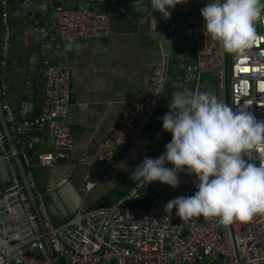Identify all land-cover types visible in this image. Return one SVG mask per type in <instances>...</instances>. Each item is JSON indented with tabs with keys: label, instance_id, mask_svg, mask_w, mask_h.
I'll list each match as a JSON object with an SVG mask.
<instances>
[{
	"label": "built area",
	"instance_id": "2783aa9c",
	"mask_svg": "<svg viewBox=\"0 0 264 264\" xmlns=\"http://www.w3.org/2000/svg\"><path fill=\"white\" fill-rule=\"evenodd\" d=\"M264 5V0H260ZM54 17L63 41L104 39L111 35L108 16L93 12L57 9ZM2 61L9 51L10 25L8 1L0 0ZM256 38L241 54L227 53L213 41L202 27L197 28L195 55L199 77L215 81L216 97L233 110L248 108L257 119L264 120V19L254 22ZM173 22L165 33L172 37ZM159 38V33H153ZM172 50H167L152 70L146 95L141 101L127 103L125 114L112 133L94 151L75 159L72 153L74 135L66 124L73 98L70 72L65 68L48 66L43 89L41 116L33 122H20L8 103L3 101L5 120L13 141L21 143L23 130L31 133L37 125L39 133L53 151L38 153L34 165L23 155L26 178L36 199L39 216L59 264H196L222 256L223 264H264V215L230 225H221L217 218L194 217L181 220L172 212L166 213V203L154 194L146 208L137 206L83 209L61 223L50 216L44 194L37 184L35 169L50 168L55 160L76 163L91 171L138 139L152 121L161 104L168 84ZM34 136L29 146L43 141ZM4 134L0 125V149L4 151ZM248 162L264 160V148L245 154ZM95 183L87 182L90 191ZM179 196L195 191V178L180 173ZM59 220V219H56ZM29 249H37L40 258L27 256ZM68 249L70 251H68ZM44 241L37 215L19 181L0 190V264H53Z\"/></svg>",
	"mask_w": 264,
	"mask_h": 264
},
{
	"label": "crops",
	"instance_id": "0c3cea01",
	"mask_svg": "<svg viewBox=\"0 0 264 264\" xmlns=\"http://www.w3.org/2000/svg\"><path fill=\"white\" fill-rule=\"evenodd\" d=\"M7 1L10 40L8 55L2 61L1 68L3 101L9 104L15 118L19 120L25 104L26 86L31 79L29 69L32 61L37 65L42 62L41 57H34L33 53L37 50L45 53L44 71L47 66H54L65 68L70 72L73 98L65 120L74 135L73 156L78 159L92 153L115 129L117 122L126 112L127 103L144 99L153 67L169 48L165 38L157 31L154 19L149 15L150 8L142 6L143 14L138 11L141 6H136L132 12L121 11L120 14L109 15L112 32L107 38L63 41L54 17L55 12L49 11L47 19L43 22L45 26L40 28L39 20L29 17L21 9L20 4L25 0ZM182 2L185 4H179L177 8L182 7L187 16L186 21L179 25L180 36L183 41H189L193 40L192 29L202 27L203 20L199 9L207 3V0H182ZM35 23L39 27H35ZM153 33H159V38H153ZM48 52L50 56H47ZM187 55L190 56L184 57L185 71L179 74L180 79L195 80L194 92L208 91L216 96L215 81L210 77H199L197 68H193L196 67L197 62L195 53H187ZM171 70L172 63L169 75L172 73ZM172 84L180 85L178 82L167 84L155 116L143 135L136 139L129 149L119 150L111 161L91 171L83 169L76 163L36 168L35 176L40 189L52 192L67 185V193H65L73 200L69 204L70 210L74 207L73 212L80 206L83 209H90L98 207L103 202H109L110 199L113 200L110 198L111 192L122 185L145 156L149 157L148 152L160 151V148L154 144L153 140L156 138L154 134L160 129L161 118L168 110V103H171V94L176 92ZM36 86L38 87L35 83ZM33 93L30 107L38 104L35 90ZM33 110L30 109L31 113L35 111ZM39 134L43 137V141L36 147V151L52 152L53 148L44 141L46 133ZM161 135L164 138H160V145L164 146L171 139V135L164 131ZM30 136L31 133H28L26 138ZM120 164H124L125 167L121 168ZM87 182L95 183L90 191L85 189ZM162 190L167 197H176L173 188L163 185ZM154 194L161 193L153 191L139 202L137 207L146 208ZM66 215L67 213L63 217ZM196 264L213 263L205 260Z\"/></svg>",
	"mask_w": 264,
	"mask_h": 264
},
{
	"label": "clouds",
	"instance_id": "9594fccd",
	"mask_svg": "<svg viewBox=\"0 0 264 264\" xmlns=\"http://www.w3.org/2000/svg\"><path fill=\"white\" fill-rule=\"evenodd\" d=\"M149 2L165 21L177 5L185 4L182 0ZM135 5L143 10L145 0H135ZM199 12L203 34L235 54L252 46L254 22L264 19L260 0H208ZM161 128L171 139L159 156H145L135 166L133 193L156 182L178 188L184 172L195 178V191L167 201L166 213L174 210L181 220L217 218L225 226L264 215V160L255 164L245 159L248 151L264 148V120L246 107L233 110L211 92L181 89L168 103Z\"/></svg>",
	"mask_w": 264,
	"mask_h": 264
},
{
	"label": "water",
	"instance_id": "95a60500",
	"mask_svg": "<svg viewBox=\"0 0 264 264\" xmlns=\"http://www.w3.org/2000/svg\"><path fill=\"white\" fill-rule=\"evenodd\" d=\"M208 2V0H207ZM145 4L143 5L144 8L149 7L150 17L154 18L157 24V31L162 34V36L167 41V46L169 49L172 50L173 59H172V73H170L168 77V83H180V85H171L173 88H175L176 91L185 89L189 92H194L195 87L194 83L195 80L193 79H186L183 80L180 79L179 74L185 71V67L183 66L184 57L190 56L187 55V53H195V42H196V31L197 27H194L192 29V39L189 41H183L180 36V27L179 25L183 24L186 21V11L180 7L179 9L176 8L171 11V17L168 20H163L159 13L152 11L150 7L149 0H145ZM139 6L135 5V0H25L20 4L21 9L31 18L35 20H39L40 28L44 27L45 24L43 23L47 19V14L49 11L55 12L57 9H63L68 11H85V12H94L97 16H109V15H116L120 14L121 11L123 12H132L133 8ZM143 14V10L139 9ZM189 21L191 19L188 17ZM176 24V31L173 34L172 37H169L166 35L165 30L167 27L171 26L172 23ZM35 23V27H39ZM0 41H1V25H0ZM47 47L50 45H46ZM40 47V46H39ZM37 47V49L39 48ZM36 49V50H37ZM46 50V49H45ZM48 50H50L48 48ZM47 56H50V53H47ZM34 57H41L42 62L38 65L36 62L32 61V66L29 69L30 73L29 76L31 79L28 81V84L26 86L25 90V104L23 105V109L21 112V117L18 121L20 122H26L31 121L33 122L35 119L39 118L41 116L42 106H43V89L44 84L47 78V67L44 71V67L46 66L44 64L45 61V53L39 52L38 50L33 53ZM196 57V56H195ZM1 68H2V58L0 55V125L2 132L4 134V151L0 149V190L3 188H6L14 183V181H19L25 188V192L28 195V198L32 204V208L34 213L37 215V220L40 226L41 233L43 235V241L45 244V247L50 255V257L54 260L53 264H59L56 258V254L54 250L51 247L50 241L46 235V231L43 226V222L39 216V212L37 209V203L35 196L33 194L32 189L30 188V185L26 178V171L23 164V155L25 154L28 158V161L30 165H34L36 160V150L31 148L29 144L32 142L35 135L39 133V129L37 125H33L31 136L29 138H26L27 134L29 132L23 130L21 132V143L16 144L13 139L12 135L9 130V126L6 123L5 120V112L3 110V98H2V77H1ZM193 68H197L193 67ZM44 71V75L42 77ZM193 72L192 70H190ZM196 71H198L196 69ZM35 83L38 85V87H35ZM33 90H35V94L37 95L36 101H38V104H35L33 107L29 106V103H31V98L33 97ZM40 96V97H39ZM173 94H171L170 101ZM33 108L34 112L31 113L30 109ZM168 109V106H167ZM168 112V110H167ZM156 131V130H155ZM162 128L160 126V129L154 134L156 138H154V144H156L160 151L158 150L156 153L154 150V153L149 151L148 155L149 157L155 158L159 156L163 150L164 146L160 145V138H164L161 135ZM159 137V138H157ZM163 147V149H162ZM54 165L57 164H64L63 161L55 160ZM171 167V165H168ZM133 171V170H132ZM136 187L135 182L131 179V175H128V177L124 180L122 185H120L117 189L113 190L111 192V197L113 200H109V202H103L100 205H98V208H109L112 205H115L117 207H125L130 206L134 207L137 206L139 202H141L143 199L148 197L153 191L160 192V196L164 201H169L174 197H167V194L164 193V190H162L163 184H160L159 182L150 184L146 187L140 188L139 191L133 193L131 189ZM127 188H130L127 190ZM176 192V197L179 196L178 189H174ZM41 192L44 194V198L46 201L47 209L50 214V216L55 220L56 223H61L66 219H69L71 216L74 215V212H77V209L73 212L74 207L72 210L69 209V204L73 201L71 200L67 193V185L66 187L63 186L59 190H52V192H48L45 189H41ZM66 192V193H65ZM136 196V197H133ZM48 199V200H46ZM73 212V213H72ZM67 213L66 217H63L64 214ZM58 218L59 220H56ZM68 251H70L68 249ZM27 256H34L37 258H40L39 251L37 249H29L25 252ZM222 256H218L216 259H210L213 264H223Z\"/></svg>",
	"mask_w": 264,
	"mask_h": 264
},
{
	"label": "rangeland",
	"instance_id": "374dc122",
	"mask_svg": "<svg viewBox=\"0 0 264 264\" xmlns=\"http://www.w3.org/2000/svg\"><path fill=\"white\" fill-rule=\"evenodd\" d=\"M171 63H172V60H171Z\"/></svg>",
	"mask_w": 264,
	"mask_h": 264
}]
</instances>
